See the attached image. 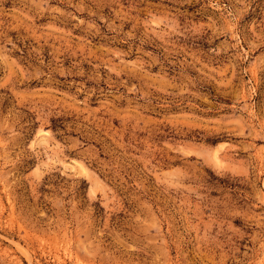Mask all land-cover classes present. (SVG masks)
<instances>
[{
    "label": "rangeland",
    "instance_id": "rangeland-1",
    "mask_svg": "<svg viewBox=\"0 0 264 264\" xmlns=\"http://www.w3.org/2000/svg\"><path fill=\"white\" fill-rule=\"evenodd\" d=\"M0 264H264V0H0Z\"/></svg>",
    "mask_w": 264,
    "mask_h": 264
}]
</instances>
